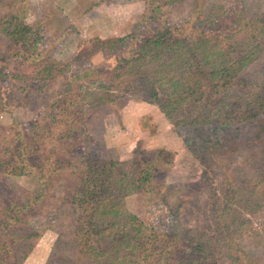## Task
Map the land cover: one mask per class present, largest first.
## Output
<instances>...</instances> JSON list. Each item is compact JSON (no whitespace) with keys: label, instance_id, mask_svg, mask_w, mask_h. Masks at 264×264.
<instances>
[{"label":"rangeland","instance_id":"1","mask_svg":"<svg viewBox=\"0 0 264 264\" xmlns=\"http://www.w3.org/2000/svg\"><path fill=\"white\" fill-rule=\"evenodd\" d=\"M157 4L153 13L145 0H0V224L12 216L5 208L15 209L10 225H0L5 264H153L160 251L167 256L168 241L183 252L206 243L199 264H264V116L183 126L200 112L186 102L169 121L145 94L122 90L128 77L116 79L114 68L129 39L111 43L145 42L161 22L181 28L179 48L171 37L159 58L137 60L144 74L169 78L177 58L194 67L221 52L244 64L224 92L236 108L264 83V0ZM8 20L34 32V51L1 31ZM94 92L113 98L96 103ZM159 150L169 156L152 162ZM88 161L102 169L101 201L77 208L71 196ZM138 161L154 164L144 191L131 187ZM135 222L143 237L134 238ZM97 225L106 228L100 240L89 232ZM32 233L39 238L29 240ZM85 241L101 251L118 242V258L95 257Z\"/></svg>","mask_w":264,"mask_h":264},{"label":"trees","instance_id":"2","mask_svg":"<svg viewBox=\"0 0 264 264\" xmlns=\"http://www.w3.org/2000/svg\"><path fill=\"white\" fill-rule=\"evenodd\" d=\"M153 7L152 12H157L160 10V7L157 3L165 2L172 3L177 0H145ZM157 10V11H156ZM147 21L154 22V18L147 16ZM151 26V25H149ZM261 31L264 34V22H261ZM149 29V27H148ZM151 30V29H150ZM1 31L13 42L15 46H19L21 49H32L35 50L34 43L30 42V39L34 32L29 31L25 32L18 29L16 23L12 21H5L3 26H1ZM181 28L170 27L165 22H161L155 25V28L151 31L145 42L135 38L133 36L119 38L112 41V44L115 43H124L129 39V43L123 44L126 48L130 47V52L127 53V50H123L120 56L116 57V66L114 68L115 78L120 79L122 77H128L124 79V86L122 90L124 91H137L141 94H145L149 99V102L155 103L164 116L170 121L172 119L171 115L181 111L183 105L188 102H192V108H200V112H197V116L194 118L185 117L181 124L183 126H206L211 121L219 122L220 124H227L231 121H245L252 120L257 116H264V83L257 86L254 90V93L251 95L250 100L247 103L237 106L236 108H229L225 103L224 92H227L232 88V80L239 71V66L243 67V62L236 61L228 58L226 55L221 52H216V54L209 56L206 53L203 56V59L200 64L186 65V62H182V59H176L178 65L176 70L179 72L169 78H166L163 73L158 71L154 72L153 75L145 73L142 71V64L137 63V60L144 59L145 57L159 58L162 50H165L169 46L164 45L165 41L174 36H178L181 33ZM140 40V41H139ZM175 42L173 45L178 46L177 38H174ZM141 43V44H139ZM28 44L30 46H28ZM127 55V56H126ZM21 56V55H19ZM245 60V58L243 59ZM238 65V67H236ZM163 67V66H162ZM207 69V71H206ZM8 74H4L2 77H6ZM155 76L165 80V84H161L158 79H155ZM167 79V80H166ZM151 80V82H149ZM203 80L208 82L206 85ZM155 81V82H154ZM159 81V82H158ZM165 85V86H164ZM102 88L104 86H101ZM110 91L111 86L106 87ZM103 90V89H102ZM104 91V90H103ZM66 95V94H65ZM63 96V101L67 99V96ZM94 102H110L113 96L107 92L102 96L101 93H92ZM161 95H165L167 100L164 104L160 103ZM107 96L105 100L103 97ZM219 96L218 99H216ZM159 102V103H158ZM61 107V106H59ZM60 108L59 112L61 113ZM203 110V112H202ZM181 113V112H180ZM175 125V124H173ZM58 139V138H57ZM18 151L16 153L18 154ZM21 152V151H20ZM165 154L164 151L159 150L155 153V157L152 162L158 161L159 158H164L162 155ZM169 156V154H165ZM136 166V171L131 176V187L133 190L144 191L146 185L149 183L153 176L154 168L152 162H141ZM17 163V161L15 162ZM166 164V163H165ZM99 164L93 161H88L83 163L82 170L80 173V185L75 193L71 196V202L76 205L77 208L85 206H95L101 201L102 193V169L99 168ZM40 200V197L34 196L27 201L26 203H21L17 205L16 209H24L29 203H36ZM225 202L219 200L216 204L217 219L219 221L220 227H223L220 230L223 238H228V226H222L224 223L223 218V205ZM7 210V211H6ZM8 214L7 223L3 222L0 225L3 227H8L11 223V219L15 218V209L10 210V206L5 208ZM4 211V212H5ZM6 223V224H5ZM137 224V225H135ZM113 225V224H110ZM133 231L135 234L134 238L142 236L140 228L142 224L140 222L131 223ZM99 225L94 227V230L89 231L92 236L97 240L102 239V236L105 229H98ZM77 231V230H76ZM86 235V231L84 232ZM148 239H156L157 237H163L160 235H154L149 233ZM143 237V236H142ZM39 238L37 233H32L28 236L29 240H35ZM165 238V237H164ZM174 239V238H173ZM229 241V240H228ZM198 247V248H197ZM195 248L188 247V252H183L177 246H171L169 241L166 243L165 249L167 250V256H164V251H160V256L153 264H199V260L202 258L201 255L206 253L207 247L206 243L200 244ZM5 246H0V249H4ZM83 248L86 252L92 253L95 257L106 258L108 255H113V257L118 258L120 244L118 242L112 241L107 250H96L89 241H85ZM187 248V247H184ZM201 254V255H200ZM109 264L113 262H108ZM0 264H5L2 259H0Z\"/></svg>","mask_w":264,"mask_h":264}]
</instances>
